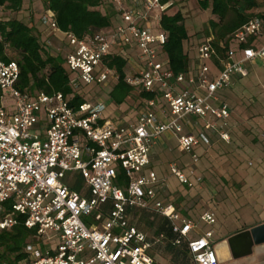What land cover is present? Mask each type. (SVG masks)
<instances>
[{
	"label": "built area",
	"instance_id": "2783aa9c",
	"mask_svg": "<svg viewBox=\"0 0 264 264\" xmlns=\"http://www.w3.org/2000/svg\"><path fill=\"white\" fill-rule=\"evenodd\" d=\"M109 3L126 28L79 40L59 32L51 11L40 19L67 45L71 88L118 82V72L106 67L118 54L127 67L123 82L158 97L144 102L132 120L111 122L103 117L109 105L103 100L71 106L72 96L19 90V66L0 59V232L19 223L35 232L20 264H158L149 254L153 243L127 219L133 208L151 210L169 221L175 245L187 242L192 264H219L211 233L190 239L196 225L160 198L165 180L144 171L155 141L171 134L190 155L188 166H168L171 175L187 188L201 180L193 169L198 150L210 147L211 135L230 143V106L222 94L248 77V68L264 66V18L237 29L222 57L209 34L188 73L176 75L160 30L170 0ZM131 50L137 59L123 56ZM197 125L200 132H193ZM73 174L82 181L80 193L66 183ZM200 221L214 225V214L205 212Z\"/></svg>",
	"mask_w": 264,
	"mask_h": 264
},
{
	"label": "rangeland",
	"instance_id": "374dc122",
	"mask_svg": "<svg viewBox=\"0 0 264 264\" xmlns=\"http://www.w3.org/2000/svg\"><path fill=\"white\" fill-rule=\"evenodd\" d=\"M170 2L173 6L168 13L179 12L186 21L189 38L185 48L190 53L192 64L197 59L196 47L209 30V20L214 18L209 11L199 10L198 0H170ZM24 7L28 8L21 13L1 10L0 19L19 20L24 24L36 26L42 32L43 40L51 41L54 47L60 49L59 55L65 59L64 56L68 51L65 41L62 37H55L40 23L39 2L24 0ZM153 22V20L150 21V23ZM119 25L127 27V24L120 20L115 23V26ZM53 53V55L57 54ZM127 55L134 60L137 59L136 50L123 52L124 57ZM248 70V77L236 81L232 88L223 93L226 102L232 107L231 110L235 109L230 121H233L239 111L243 112L242 120L254 118L255 123L264 121V66L248 68ZM112 87L111 83L91 86L80 83V87L75 91L81 94L84 102L100 99L109 103L103 115L107 121L115 122L116 119H121L122 122H128L129 118H134L137 110L144 106L142 104L137 107L139 99L136 92L131 93L123 105L115 106L109 96ZM8 107L12 108V105L8 103ZM243 122L238 126L239 132L242 133L241 144L225 145L217 140V137H213L212 141L218 146L203 149L199 162L193 165V169L201 180L192 188L180 185L168 169V164L171 162L183 161L190 164V155L184 153L174 140H170L168 149L160 152L155 150L153 154L154 167L165 180L162 191L165 196L163 201L174 205L183 217L196 225V231L189 235L190 239L210 232L213 241L218 244L226 242L230 236L238 232L264 223V163L254 153L256 144L258 146L264 143L261 140L264 131L261 130L262 127L261 129L251 128V123ZM231 133L235 134L234 131ZM159 142L160 139L156 140L155 144ZM198 152H201V149ZM222 171H225L227 176H224ZM151 173L149 169L144 171L146 177H149ZM249 174L253 176L249 177ZM205 212L214 214V225H206L200 221V217ZM152 232L147 229L145 235L151 239ZM153 246H151L150 255L156 262L172 264L170 257L162 251L163 244H160L158 249ZM228 264H264V245L254 248L250 257L237 261L231 260Z\"/></svg>",
	"mask_w": 264,
	"mask_h": 264
},
{
	"label": "trees",
	"instance_id": "16d2710c",
	"mask_svg": "<svg viewBox=\"0 0 264 264\" xmlns=\"http://www.w3.org/2000/svg\"><path fill=\"white\" fill-rule=\"evenodd\" d=\"M37 1L40 5L39 19L46 11H51L59 32L74 35L79 40L105 34L113 30L115 23L119 21L118 13L109 0ZM197 4L199 10L209 11L214 18L209 20V30L205 37L209 34L214 36L221 57L229 47L231 35L237 29L253 18H264V0H198ZM27 8L24 7V0H0V11L6 9L11 13H21ZM185 22L179 12L164 13L160 19V30L166 37L163 52L169 67L176 75L188 73L191 67L190 53L185 48L189 38ZM0 37V59L4 62H15L19 66V90L72 96L71 106L83 101L81 94L76 93L70 86L74 75L67 69L65 59L59 55L60 49L54 47L51 41L43 40V34L36 26L19 20L0 19ZM219 43H222L224 49L219 47ZM53 52L57 54L53 55ZM106 61V67L117 71L120 76L118 82H111L113 87L109 96L112 104L117 107L123 105L133 92L138 94L137 107L146 101L157 99V93L134 91L123 82L127 67L118 54L110 56ZM202 152L203 149L199 153L200 157ZM66 183L71 190L80 193L82 181L78 174L68 176ZM127 219L131 226L144 234L147 229L153 231V237H147V240L157 249L163 244L162 251L170 257L172 264H192L187 242L182 241L180 245H175L176 235L172 233L166 218L151 210L133 208L129 210ZM34 238L35 232L25 229L22 223L9 231L0 232V264L22 263L26 259L23 248L33 242Z\"/></svg>",
	"mask_w": 264,
	"mask_h": 264
},
{
	"label": "crops",
	"instance_id": "0c3cea01",
	"mask_svg": "<svg viewBox=\"0 0 264 264\" xmlns=\"http://www.w3.org/2000/svg\"><path fill=\"white\" fill-rule=\"evenodd\" d=\"M241 81V80H240ZM222 96H223V98L225 99V95L224 94H222ZM226 100V99H225ZM230 106V105H229ZM231 108L232 107H230V119H231V116H233L234 114H233V111L235 110H231ZM236 110H238V108H236ZM239 111V110H238ZM238 115L237 116H235L234 118H233V121H230L229 120V123H228V133H229V136H230V143L229 144H241L242 143V133H241V131L239 132V127L238 126H240L242 123H244L243 121H245V123L247 124V123H251V128H259V129H261L260 127H262V129L261 130H263L264 131V121L263 120H260L258 123H255V120H254V118H247V119H245V120H242L241 119V117L243 116V112L241 111H239L238 113H237ZM236 118V119H235ZM133 118H129V121L130 120H132ZM196 128H195V130L193 131V132H200V126L199 125H197V126H195ZM188 132H191V129H186ZM231 131H234L235 132V134H233V133H231ZM263 136H264V132H262V135H261V140L262 141H264V139H263ZM213 137H216L215 135H211L210 136V141H211V145H210V147L211 146H218L217 145V143H215V142H213L212 141V138ZM174 140L175 141V143H176V140L174 139V137L171 135V134H165V135H163L161 138H160V142L158 143V144H155V146L153 147V149H152V151H151V154H150V166H149V170L151 171V172H153V173H155L159 178H162L159 174H160V172L158 171V170H156V168L154 167V163H153V154L155 153V150L157 151V152H160V151H163V150H165V149H168L170 146H169V144H170V140ZM217 140H219L218 138H217ZM220 141V140H219ZM221 142V141H220ZM223 143V142H222ZM223 144H225V143H223ZM226 145V144H225ZM209 147V148H210ZM256 147V148H255ZM254 148L256 149L255 151H254V153L257 155V158H259L260 160H261V162L262 163H264V143H262V145H258L257 146V144H256V146H255ZM208 149V148H207ZM171 163H174V164H176L178 167H180V168H182V167H186V166H188L189 164H186V162H183V161H178V162H171ZM171 163H169L168 164V166L171 164ZM248 166H250V164H248ZM222 174L224 175V176H227V173L225 172V171H222ZM253 176V174H249V177L250 176ZM230 176V175H229ZM251 176V177H252ZM160 198L163 200V198H165V196H164V194H162L161 196H160ZM195 239V238H194Z\"/></svg>",
	"mask_w": 264,
	"mask_h": 264
},
{
	"label": "water",
	"instance_id": "95a60500",
	"mask_svg": "<svg viewBox=\"0 0 264 264\" xmlns=\"http://www.w3.org/2000/svg\"><path fill=\"white\" fill-rule=\"evenodd\" d=\"M221 243H225L230 257V260L226 264L231 260L237 261L250 257L253 254L254 248L264 245V223L238 232L230 236L226 242ZM219 244L215 243L214 252L218 263L225 264L217 251V245Z\"/></svg>",
	"mask_w": 264,
	"mask_h": 264
},
{
	"label": "bare ground",
	"instance_id": "6f19581e",
	"mask_svg": "<svg viewBox=\"0 0 264 264\" xmlns=\"http://www.w3.org/2000/svg\"><path fill=\"white\" fill-rule=\"evenodd\" d=\"M217 251L219 253L220 258L226 264L230 260V257L226 249L225 243H220L219 245H217Z\"/></svg>",
	"mask_w": 264,
	"mask_h": 264
}]
</instances>
